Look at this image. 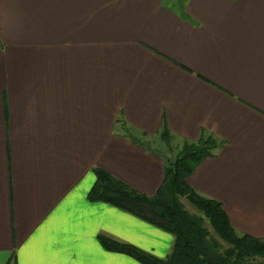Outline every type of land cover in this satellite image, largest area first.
<instances>
[{
    "label": "crops",
    "instance_id": "0c3cea01",
    "mask_svg": "<svg viewBox=\"0 0 264 264\" xmlns=\"http://www.w3.org/2000/svg\"><path fill=\"white\" fill-rule=\"evenodd\" d=\"M164 125L222 142L188 182L264 238V0H0V264H143L100 234L166 256L88 196L97 167L155 193Z\"/></svg>",
    "mask_w": 264,
    "mask_h": 264
},
{
    "label": "trees",
    "instance_id": "16d2710c",
    "mask_svg": "<svg viewBox=\"0 0 264 264\" xmlns=\"http://www.w3.org/2000/svg\"><path fill=\"white\" fill-rule=\"evenodd\" d=\"M161 135L168 143L172 139L166 125ZM132 139L139 140L135 136ZM221 144L213 134L205 133L195 140H185L177 156L166 157L163 181L153 194L134 188L106 169L95 168L97 179L89 191L90 199L112 203L174 236L172 248L164 257L100 234L103 245L127 253L143 264H264V238L238 232L222 203L200 193L188 182L196 165L214 155ZM182 197L199 213L191 212Z\"/></svg>",
    "mask_w": 264,
    "mask_h": 264
},
{
    "label": "rangeland",
    "instance_id": "374dc122",
    "mask_svg": "<svg viewBox=\"0 0 264 264\" xmlns=\"http://www.w3.org/2000/svg\"><path fill=\"white\" fill-rule=\"evenodd\" d=\"M157 146H160V148H162L166 153H168L171 157L177 156L182 145L180 143H168L166 141H163L161 139H158L157 141H153V145L155 144ZM182 199L184 200L186 207L194 213H199V211L196 209V207H194L185 197H182ZM206 224L208 225V227L210 228L211 232L215 235V232L213 230V228L211 227V225L206 221ZM224 244H226V242L222 241Z\"/></svg>",
    "mask_w": 264,
    "mask_h": 264
}]
</instances>
